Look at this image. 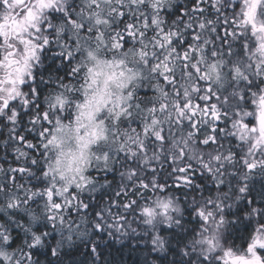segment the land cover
<instances>
[{
  "label": "snow or ice",
  "instance_id": "1",
  "mask_svg": "<svg viewBox=\"0 0 264 264\" xmlns=\"http://www.w3.org/2000/svg\"><path fill=\"white\" fill-rule=\"evenodd\" d=\"M108 240L264 264V0H0V264Z\"/></svg>",
  "mask_w": 264,
  "mask_h": 264
},
{
  "label": "trees",
  "instance_id": "2",
  "mask_svg": "<svg viewBox=\"0 0 264 264\" xmlns=\"http://www.w3.org/2000/svg\"><path fill=\"white\" fill-rule=\"evenodd\" d=\"M257 191H259V185H257ZM242 233L243 229L241 228L237 230L235 236L238 237ZM134 245L135 241L129 242L125 240L120 243L114 240H108L107 246H104V254L108 264H142L145 246L143 243H141L140 248H136ZM85 251L82 246L79 251L75 249L70 250L69 254L64 257L65 264H81L82 261H86ZM40 258L44 259L43 256ZM168 258H172L170 253L168 254Z\"/></svg>",
  "mask_w": 264,
  "mask_h": 264
}]
</instances>
